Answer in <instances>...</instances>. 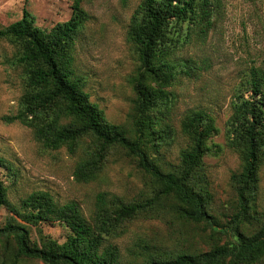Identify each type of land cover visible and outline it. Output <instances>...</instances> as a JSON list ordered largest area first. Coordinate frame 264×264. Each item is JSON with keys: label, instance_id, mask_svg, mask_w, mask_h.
Segmentation results:
<instances>
[{"label": "trees", "instance_id": "1", "mask_svg": "<svg viewBox=\"0 0 264 264\" xmlns=\"http://www.w3.org/2000/svg\"><path fill=\"white\" fill-rule=\"evenodd\" d=\"M84 1L73 0L71 17L49 31L36 26L26 8L19 20L0 27V40L15 43L14 63L24 74L19 112L2 117L32 128L46 149L65 146L74 154L90 139L74 168L78 182L98 179L110 149L121 147L154 179L157 188L146 201L130 203L100 192L89 219L77 202L59 203L45 190L33 191L15 203L0 179V209L9 212L0 225V264H22L26 259L45 264H122L120 249L107 243L108 238L119 235L125 220L156 216L162 208L158 202L161 196L172 199L179 217L202 221L212 233L225 235L226 241L200 252L168 251L144 244L140 247L142 264H264V211L258 207L260 171L264 169V72H251L247 81L250 93L236 96L228 119L227 144L242 160L241 169L232 174L237 198L228 224L220 223L211 213L212 193L204 171L203 160L210 150L207 142L217 131L210 113L193 109L183 120L190 144L181 151L175 168L163 170L148 152L156 134L164 141L174 132L169 120L163 123L162 119L169 117L172 107L167 87L177 77L178 65L172 56L185 42H181L183 34H208L220 0L140 1L127 31L140 62L132 78L136 97L129 114L131 126L106 119L104 110L90 99L85 76L75 67L79 32L88 20ZM0 165L12 169L3 157ZM252 220H257L258 226L245 231L244 225ZM48 221L66 227L63 242L43 231L42 223Z\"/></svg>", "mask_w": 264, "mask_h": 264}, {"label": "rangeland", "instance_id": "2", "mask_svg": "<svg viewBox=\"0 0 264 264\" xmlns=\"http://www.w3.org/2000/svg\"><path fill=\"white\" fill-rule=\"evenodd\" d=\"M141 0H85L88 20L81 28L75 48V63L85 76L90 99L104 110L110 122L131 126L129 114L136 97L132 78L140 62L128 40L130 19ZM73 0H0V27L19 20L24 9L31 13L34 24L51 30L72 15ZM214 24L206 36L190 32L182 35L172 59L178 65L177 77L167 87L171 91V110L163 123L173 127L166 140L155 135V144L148 146L150 156L163 168H175L181 151L190 144L182 122L193 109L210 113L217 131L209 138L210 150L204 157L212 193L211 213L220 223L228 224L235 212L236 191L232 174L241 169L240 155L227 144L232 103L242 93L248 95L247 81L251 72H264V0H220ZM17 48L14 42L0 40V157L12 169L0 165V179L8 188L11 201L36 190L49 191L56 201H75L89 219L95 209L97 195L106 192L125 203L146 201L154 195V179L139 168L137 160L121 147L111 148L98 179L84 183L74 176V168L84 146L74 154L67 147L46 149L35 138L32 128L19 121L7 122L2 116L15 115L21 108L24 93L23 69L14 63ZM191 67V69H190ZM185 70L189 71L187 74ZM165 136L164 133H162ZM264 169L260 171L258 207L264 211ZM162 208L156 216L139 215L125 220L117 236L107 243L121 252L122 264H142L141 245H156L168 251L200 252L223 244L226 236L212 233L203 223L186 221L178 216L172 199L161 196ZM9 215L0 209V225ZM257 220L244 225L251 232ZM43 231L63 242L67 229L61 222L42 223ZM243 228V227H242ZM33 237L36 234L33 233ZM22 264H45L26 259Z\"/></svg>", "mask_w": 264, "mask_h": 264}]
</instances>
